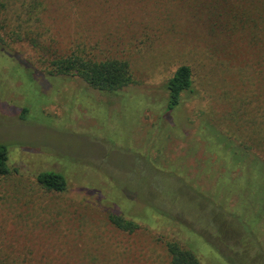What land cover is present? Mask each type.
Returning <instances> with one entry per match:
<instances>
[{
	"label": "rangeland",
	"instance_id": "obj_1",
	"mask_svg": "<svg viewBox=\"0 0 264 264\" xmlns=\"http://www.w3.org/2000/svg\"><path fill=\"white\" fill-rule=\"evenodd\" d=\"M247 2L0 0L11 168L0 251L36 264H173L176 240L203 264H264L261 34L233 18ZM72 52L127 60L134 82L110 94L50 72L54 54ZM182 65L193 85L169 108ZM46 170L66 190L46 189Z\"/></svg>",
	"mask_w": 264,
	"mask_h": 264
},
{
	"label": "trees",
	"instance_id": "obj_2",
	"mask_svg": "<svg viewBox=\"0 0 264 264\" xmlns=\"http://www.w3.org/2000/svg\"><path fill=\"white\" fill-rule=\"evenodd\" d=\"M247 4L238 9L235 5L234 15L244 31L257 32L261 37L253 40V45L259 51L261 74L264 79V0H247ZM236 24L234 23V27ZM50 72L65 76H78L91 87L105 93L115 94L134 82L133 72L127 60L118 58L97 59L93 56L72 52L68 55L54 54L48 60ZM193 71L190 65L180 66L168 81L170 90V105L173 108L181 101L182 93L192 88ZM262 114L264 116V108ZM9 149L0 143V175L11 172L8 165ZM38 181L48 190L64 191L67 188V179L60 172L42 171ZM111 220L124 230L134 231L139 224L123 216L111 215ZM167 248L173 264H203L196 252L187 245L176 240H168ZM199 252V251H198ZM14 253L0 251V264H36Z\"/></svg>",
	"mask_w": 264,
	"mask_h": 264
}]
</instances>
